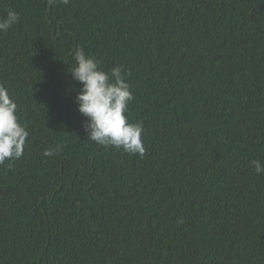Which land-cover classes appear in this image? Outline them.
Here are the masks:
<instances>
[{"label": "trees", "instance_id": "16d2710c", "mask_svg": "<svg viewBox=\"0 0 264 264\" xmlns=\"http://www.w3.org/2000/svg\"><path fill=\"white\" fill-rule=\"evenodd\" d=\"M10 10L0 85L29 135L0 165V264H264V0ZM81 48L122 68L143 158L88 140L68 71Z\"/></svg>", "mask_w": 264, "mask_h": 264}, {"label": "clouds", "instance_id": "9594fccd", "mask_svg": "<svg viewBox=\"0 0 264 264\" xmlns=\"http://www.w3.org/2000/svg\"><path fill=\"white\" fill-rule=\"evenodd\" d=\"M56 2L49 0L51 4ZM60 2L68 4L70 0ZM18 20L16 11H8L6 17L0 19V32H6ZM68 71L72 79L81 85L75 101L79 113L86 118L82 126L88 140L99 145H111L143 158L146 152L142 140L144 127L140 122L130 123L126 116L128 103L134 97L122 75V68L115 66L104 71L99 62L81 48L73 52L72 65ZM17 107L9 90L0 85V165L24 155L29 132L18 118ZM60 150L58 144L55 149L44 150L43 155L51 157ZM251 165L257 175L264 173V163L259 159L252 160ZM7 166L11 167V163Z\"/></svg>", "mask_w": 264, "mask_h": 264}]
</instances>
